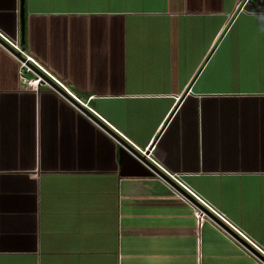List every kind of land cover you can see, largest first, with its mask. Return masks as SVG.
Segmentation results:
<instances>
[{"label": "crops", "instance_id": "0c3cea01", "mask_svg": "<svg viewBox=\"0 0 264 264\" xmlns=\"http://www.w3.org/2000/svg\"><path fill=\"white\" fill-rule=\"evenodd\" d=\"M22 10V49L262 252L208 209L217 220L196 226L152 167L54 81L67 96L27 88L0 46V264H263L264 0ZM18 30V0H0V31Z\"/></svg>", "mask_w": 264, "mask_h": 264}, {"label": "built area", "instance_id": "2783aa9c", "mask_svg": "<svg viewBox=\"0 0 264 264\" xmlns=\"http://www.w3.org/2000/svg\"><path fill=\"white\" fill-rule=\"evenodd\" d=\"M0 40L3 41L6 45H4L1 41H0V46L7 51L17 62V75L19 77V79H23L24 80V84L25 86L30 89L36 90L38 84L40 83H45L48 87L54 89L57 93L59 91H57L53 86L50 85V83L47 82V80L45 79L44 76L37 74L33 68V67H37L39 70H41L43 72V74H45L48 78H50L52 81H54L61 89H63L65 91V93H67L68 95L72 96L73 99L77 100L81 105L86 106L88 109H90V107L86 104V101H83L79 98H77L76 96H74L69 89L61 83V81H59L58 79H56L55 77L51 76L45 69H43L29 54H27L22 47L19 45L18 43V39L17 37L14 38H10L7 35H5L2 31H0ZM17 52V53H15ZM27 72H31L32 75L29 76H25V73ZM59 94L61 96H64L62 93L59 92ZM69 102L78 109V107L75 105V103L71 100H69ZM79 110V109H78ZM91 110V109H90ZM95 115H97L102 121L106 122L103 118H101L94 110H91ZM82 112V111H81ZM84 114V113H83ZM108 124V123H107ZM110 125V124H109ZM110 127L119 135H121V137L123 139H125L130 145L131 147L133 146L134 149L139 152L140 154L143 155V157L145 159H147L149 162L153 163L155 166H157L161 171V173H163L169 180H171L175 185H177L179 188H181L182 190H184V192H186L191 198H193L194 201H192L191 199H189V197H187L186 195H184V193H182L178 188L174 187L170 181L164 179V177L157 171H152L154 172L155 176H157L158 178L162 179L173 191V193L188 201V203L191 206V212L195 218V225L198 226L199 222L205 218L207 219H213V217H211V215L204 209H208L211 213H213L215 215L216 218H218L219 220H221L222 222H224L227 226H229L233 231H235V233H237L241 238H243L244 240H246L248 243H250L252 246H254L257 250H259L260 252H262V250L252 241L250 240L239 228H237L233 223H231L229 220H227L223 214H221L219 211H217L215 208H213V206H211L208 202H206L202 197H200L194 190H192L189 186H187L185 183H183L177 174L172 173V172H168L167 170H165L164 168H162L149 154L148 151H146L147 146H144L143 148L136 146L135 144H133L130 140H128L123 134H121L118 130H116L113 126L110 125ZM117 142L119 143L120 141L117 140ZM123 146L122 143H119ZM125 147V146H124ZM125 149L132 154L137 160H139L141 163L147 164L146 162L143 161V159L139 156L136 155V153H134L133 151L127 149L125 147ZM197 202V203H196ZM200 205L204 208H201ZM216 221V220H214ZM218 227H220L221 229L225 230L227 233H229L230 231L225 228L221 223H215ZM230 234V233H229ZM245 250H247L248 252H251L249 250V248L246 247V245L240 241L238 239L237 236L230 234ZM239 237V238H240ZM257 260H259L261 263L264 264V260H262L259 256H256Z\"/></svg>", "mask_w": 264, "mask_h": 264}, {"label": "water", "instance_id": "95a60500", "mask_svg": "<svg viewBox=\"0 0 264 264\" xmlns=\"http://www.w3.org/2000/svg\"><path fill=\"white\" fill-rule=\"evenodd\" d=\"M22 2L23 0H18V12H19V32H18V43L19 45L22 47L23 44V33H22ZM1 41V40H0ZM4 45H6L3 41H1ZM17 53V52H15ZM18 54V53H17ZM33 70L37 73L40 74L42 76L45 77V79L47 80V82L50 83L51 86H53L57 91H59L60 93H62L64 96H67L66 94H64L62 92V90H60L55 84L54 82L48 78L45 74H43V72H41L37 67H33ZM75 103V102H74ZM75 105L78 107L79 110H81L85 115H87L88 117H90L92 120H94V122H96L100 127H102L103 129H105L106 131H108L109 133H111L115 138H117L122 144L123 146H125L127 149L133 151L134 153H136V155H139L144 162H146L150 167H152L154 170H156L157 172H159L164 179L170 181V183L178 188L182 193H184V195H186L187 197H189V199H191L192 201L193 198H191L186 192H184V190H182L181 188H179L177 185H175L171 180H169L163 173H161L159 170L156 169V167H154L147 159H145L143 157L142 154H140L139 152H137L135 149H133L129 144H127L122 138H120L119 136H117V134H115L110 128H108V126H106L105 124H103L96 116H94L93 114H91L84 106H82L81 104H76ZM197 203V202H196ZM201 208H204L200 205ZM206 210V208H204ZM217 220V219H216ZM233 233V232H232ZM236 235V234H235ZM237 236V235H236ZM238 237V236H237ZM238 239L240 241H243L241 238L238 237ZM244 243V242H243ZM251 249V248H250Z\"/></svg>", "mask_w": 264, "mask_h": 264}, {"label": "snow or ice", "instance_id": "6c2138e0", "mask_svg": "<svg viewBox=\"0 0 264 264\" xmlns=\"http://www.w3.org/2000/svg\"><path fill=\"white\" fill-rule=\"evenodd\" d=\"M257 3H258V0H257Z\"/></svg>", "mask_w": 264, "mask_h": 264}, {"label": "rangeland", "instance_id": "374dc122", "mask_svg": "<svg viewBox=\"0 0 264 264\" xmlns=\"http://www.w3.org/2000/svg\"><path fill=\"white\" fill-rule=\"evenodd\" d=\"M41 71V70H40ZM42 72V71H41Z\"/></svg>", "mask_w": 264, "mask_h": 264}, {"label": "bare ground", "instance_id": "6f19581e", "mask_svg": "<svg viewBox=\"0 0 264 264\" xmlns=\"http://www.w3.org/2000/svg\"><path fill=\"white\" fill-rule=\"evenodd\" d=\"M259 253V252H258Z\"/></svg>", "mask_w": 264, "mask_h": 264}]
</instances>
